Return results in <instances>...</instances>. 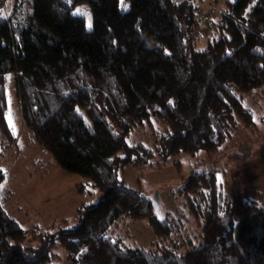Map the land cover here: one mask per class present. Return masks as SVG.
<instances>
[{"label":"trees","instance_id":"obj_1","mask_svg":"<svg viewBox=\"0 0 264 264\" xmlns=\"http://www.w3.org/2000/svg\"><path fill=\"white\" fill-rule=\"evenodd\" d=\"M83 4L92 30L74 12ZM195 6L130 0L123 11L121 0H33L32 13L18 21L0 0V146L10 149L15 140L7 122L14 76L22 123L36 143L102 192L97 203L77 209L71 225L50 232L24 230L0 195V264H58V246L70 264H264V206L249 189L218 188L219 168L190 175L173 192L187 210L162 219L151 196L121 177L156 157L212 156L238 119L249 124L245 94L264 85V0L228 1L205 31ZM153 118L169 128L155 146L130 145L131 132ZM4 177L0 171V184ZM187 214L194 230L181 239ZM128 219L146 221L157 240L127 244L114 227Z\"/></svg>","mask_w":264,"mask_h":264},{"label":"rangeland","instance_id":"obj_2","mask_svg":"<svg viewBox=\"0 0 264 264\" xmlns=\"http://www.w3.org/2000/svg\"><path fill=\"white\" fill-rule=\"evenodd\" d=\"M192 1L204 16H208L205 23L200 22L202 31H205L208 30V25L205 24L211 20L217 23L227 2L233 0ZM77 9L80 10L79 13ZM121 9L128 11L130 0H121ZM4 10L6 15H11L15 20H23L32 13L33 0H4ZM74 12L85 17L88 30L93 29L89 4L77 6ZM89 14L91 29L88 27ZM210 34H203L198 39V50L206 47L207 36ZM7 97V122L15 140L11 139L13 146L10 149H2L0 146V169L5 176L0 184V195L4 208L26 231L50 232L59 229L63 223L66 226L71 225L77 209L82 204L97 203L102 192L88 179L64 171L51 154L36 143L32 131L22 123V110L16 96L14 76L9 77ZM245 106L251 114L249 124L238 119L233 135L221 144L214 155L209 156L205 152L196 155L179 154L165 161H159L156 157L153 164L145 169L127 167L121 173L122 179L127 185L151 196L154 211L160 218L168 214L176 216L179 209H185L184 201L173 194L174 190L190 175L210 166L220 169L217 173L218 188L227 194L249 189L257 193L259 204L264 206V85L245 94ZM80 113L89 120L82 109ZM167 129L169 128L164 122L153 118L133 130L127 142L130 145L141 143L152 148L158 135ZM82 183L89 185L86 193L77 191ZM182 219L185 224L177 232L181 239L185 237V233L192 234L195 225L192 216L188 214ZM124 222L126 221L117 223L114 230L127 244L148 247L157 240L146 221L128 219L126 225ZM55 252L59 256L58 264H70L67 252L61 246L56 247Z\"/></svg>","mask_w":264,"mask_h":264},{"label":"built area","instance_id":"obj_3","mask_svg":"<svg viewBox=\"0 0 264 264\" xmlns=\"http://www.w3.org/2000/svg\"><path fill=\"white\" fill-rule=\"evenodd\" d=\"M195 13H196L197 18L200 17V20H207L208 19V16H206V15L204 16L202 14V11L197 6H195Z\"/></svg>","mask_w":264,"mask_h":264},{"label":"snow or ice","instance_id":"obj_4","mask_svg":"<svg viewBox=\"0 0 264 264\" xmlns=\"http://www.w3.org/2000/svg\"><path fill=\"white\" fill-rule=\"evenodd\" d=\"M80 12V10L79 9H77V13H79ZM88 27L91 29V27H92V25H91V16H90V14H89V24H88ZM170 103H173V102H171L170 101ZM9 105H10V100H9ZM0 171H2V170H0ZM150 199V198H149ZM162 219V218H161Z\"/></svg>","mask_w":264,"mask_h":264}]
</instances>
